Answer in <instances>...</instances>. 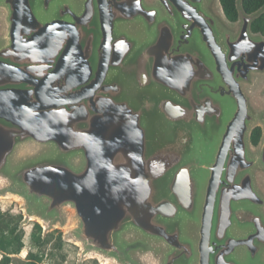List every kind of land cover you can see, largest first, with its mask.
<instances>
[{
    "label": "water",
    "instance_id": "water-1",
    "mask_svg": "<svg viewBox=\"0 0 264 264\" xmlns=\"http://www.w3.org/2000/svg\"><path fill=\"white\" fill-rule=\"evenodd\" d=\"M213 2L0 0V179L52 228L71 207L83 258L264 264L260 12Z\"/></svg>",
    "mask_w": 264,
    "mask_h": 264
},
{
    "label": "rangeland",
    "instance_id": "rangeland-1",
    "mask_svg": "<svg viewBox=\"0 0 264 264\" xmlns=\"http://www.w3.org/2000/svg\"><path fill=\"white\" fill-rule=\"evenodd\" d=\"M153 2L154 0H149ZM211 11L223 24V26L230 31L235 32L239 26L238 23H230L224 16L221 6L218 0H214L211 5ZM7 12L4 9H0V36L5 37L7 34V23H6ZM247 97L249 98L250 106L255 113H260L264 110V73H254L251 76L250 83H244L242 85ZM35 149L30 148L28 151H34ZM257 148L251 147L253 153L257 152ZM256 182L259 190L264 195V171L257 170ZM10 184L0 179V203L1 208L4 211H11L12 213L22 214L23 221L22 227L25 230V243L26 249L18 256L19 260H24L28 249L30 247V236L33 229L34 223H38L43 228V236L53 233L56 231L61 232L62 246L56 251L55 258L51 264H113L112 262L105 261L101 256L96 253H90L86 257H82L83 246L77 241L75 237V219L74 210L71 207H66L63 211L64 222L58 223L53 228L50 222H44L30 213L24 201L12 194ZM59 234L56 233L53 238L52 244H57L59 241ZM142 264H161V254L159 250L153 253L142 254L140 256Z\"/></svg>",
    "mask_w": 264,
    "mask_h": 264
},
{
    "label": "trees",
    "instance_id": "trees-1",
    "mask_svg": "<svg viewBox=\"0 0 264 264\" xmlns=\"http://www.w3.org/2000/svg\"><path fill=\"white\" fill-rule=\"evenodd\" d=\"M247 15H260L251 25L255 35L264 37V0H219L225 18L230 23H238L240 16L238 2ZM262 139V129L256 127L250 135L251 143L257 147ZM23 215L4 211L0 203V264H51L55 253L62 246L61 232L43 236V228L34 223L30 236V247L24 260L18 256L26 249L25 230L22 227ZM59 234L57 244H52L54 235Z\"/></svg>",
    "mask_w": 264,
    "mask_h": 264
},
{
    "label": "flooded vegetation",
    "instance_id": "flooded-vegetation-1",
    "mask_svg": "<svg viewBox=\"0 0 264 264\" xmlns=\"http://www.w3.org/2000/svg\"><path fill=\"white\" fill-rule=\"evenodd\" d=\"M257 127H258V126H257ZM255 128H256V127H255ZM260 128H261V127H260ZM261 129H262V128H261ZM252 131H253V130H252ZM252 131H251V132H252ZM250 135H251V134H250ZM262 135H263V130H262ZM250 142H251V141H250ZM260 142H261V141H260ZM259 145H260V143H259ZM259 145H258L257 147H255V146L251 143V147L253 146L254 148H257V149L259 148Z\"/></svg>",
    "mask_w": 264,
    "mask_h": 264
}]
</instances>
